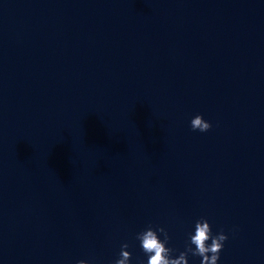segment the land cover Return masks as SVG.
<instances>
[{
    "label": "water",
    "instance_id": "1",
    "mask_svg": "<svg viewBox=\"0 0 264 264\" xmlns=\"http://www.w3.org/2000/svg\"><path fill=\"white\" fill-rule=\"evenodd\" d=\"M201 218L264 264V0H0V264H147L150 225L177 258Z\"/></svg>",
    "mask_w": 264,
    "mask_h": 264
},
{
    "label": "clouds",
    "instance_id": "2",
    "mask_svg": "<svg viewBox=\"0 0 264 264\" xmlns=\"http://www.w3.org/2000/svg\"><path fill=\"white\" fill-rule=\"evenodd\" d=\"M190 125L193 131L202 133L212 128L211 122L205 120L202 114L196 115ZM160 233L164 236L163 240L160 238ZM136 239L140 241L142 250L148 257L147 264H189V254L202 257L201 264H219L220 253L229 237L223 230L214 235L210 222L206 218H201L195 223V233H189L186 251L181 252L177 258L172 256L175 250L167 246L171 237L163 227L156 229L150 225L139 232ZM129 247L127 243L121 246L120 258L115 264H131L132 253L127 250ZM77 264H89V261L79 260Z\"/></svg>",
    "mask_w": 264,
    "mask_h": 264
}]
</instances>
